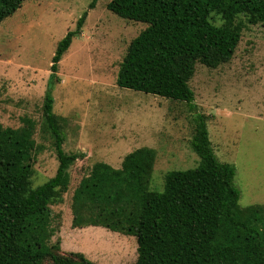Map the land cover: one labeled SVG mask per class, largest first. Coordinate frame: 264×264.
<instances>
[{"label": "trees", "instance_id": "obj_1", "mask_svg": "<svg viewBox=\"0 0 264 264\" xmlns=\"http://www.w3.org/2000/svg\"><path fill=\"white\" fill-rule=\"evenodd\" d=\"M27 1L0 0V23ZM107 9L146 25L127 50L117 86L191 110L197 64L216 69L232 60L245 27L240 16L250 25L264 23V0H112ZM214 15L222 25L213 23ZM87 16L58 43L43 101L40 130L56 153L55 175L33 188V156H8L0 144V264H97L83 253H65L51 237L52 206L69 190L71 167L84 158L64 150V120L54 112L52 94L60 62ZM193 120L196 168L167 173L163 191L156 192L150 189L156 157L151 148L129 153L119 169L96 163L74 190L73 225L135 237L136 264H264V205L240 206L235 166L218 159L207 117L196 113Z\"/></svg>", "mask_w": 264, "mask_h": 264}, {"label": "rangeland", "instance_id": "obj_2", "mask_svg": "<svg viewBox=\"0 0 264 264\" xmlns=\"http://www.w3.org/2000/svg\"><path fill=\"white\" fill-rule=\"evenodd\" d=\"M30 0L0 23V144L8 156H33V188L58 167L51 143L41 134L43 101L58 43L75 31L59 65L54 112L64 120L67 153L83 154L70 170L61 202L52 206V242L65 253H83L97 264H136L137 239L103 227H75L73 193L96 163L121 168L126 155L155 151L150 189L162 192L166 174L196 168L191 148L194 117L208 119L213 149L222 163L235 166L240 206L264 205V23H245L232 60L216 69L197 64L186 103L121 89L116 80L131 42L146 25L122 19L107 9L112 0ZM213 23L223 20L214 15ZM50 234H39L44 238Z\"/></svg>", "mask_w": 264, "mask_h": 264}]
</instances>
